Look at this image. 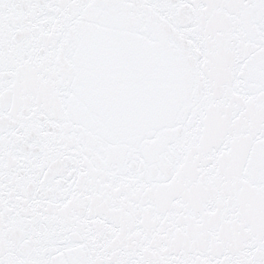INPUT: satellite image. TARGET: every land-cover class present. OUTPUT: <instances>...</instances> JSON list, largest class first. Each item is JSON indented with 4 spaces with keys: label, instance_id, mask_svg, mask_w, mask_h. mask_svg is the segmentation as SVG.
Masks as SVG:
<instances>
[{
    "label": "snow or ice",
    "instance_id": "snow-or-ice-1",
    "mask_svg": "<svg viewBox=\"0 0 264 264\" xmlns=\"http://www.w3.org/2000/svg\"><path fill=\"white\" fill-rule=\"evenodd\" d=\"M0 264H264V0H0Z\"/></svg>",
    "mask_w": 264,
    "mask_h": 264
}]
</instances>
